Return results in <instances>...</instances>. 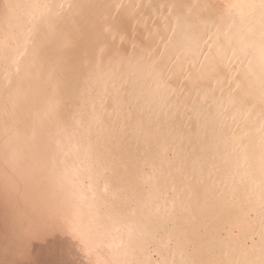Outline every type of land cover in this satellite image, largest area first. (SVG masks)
<instances>
[{
  "label": "bare ground",
  "instance_id": "6f19581e",
  "mask_svg": "<svg viewBox=\"0 0 264 264\" xmlns=\"http://www.w3.org/2000/svg\"><path fill=\"white\" fill-rule=\"evenodd\" d=\"M94 258L264 264V0H0V264Z\"/></svg>",
  "mask_w": 264,
  "mask_h": 264
},
{
  "label": "rangeland",
  "instance_id": "374dc122",
  "mask_svg": "<svg viewBox=\"0 0 264 264\" xmlns=\"http://www.w3.org/2000/svg\"><path fill=\"white\" fill-rule=\"evenodd\" d=\"M87 231H88V229H87ZM87 231H86V232H87ZM82 235H84V234L82 233V234H81V237H82ZM85 236H86V235H85ZM85 239H86V238H85ZM90 239H91V238H87V239H86V243H87V244L89 243ZM87 241H88V242H87ZM84 243H85V242H84ZM79 244L81 245V244H83V242L81 243V241H80ZM78 247H79V245L77 244V247H76V248H78ZM94 260H96V261H93V262L90 261L91 263H90L89 261H85L84 264H101V263H102V264H104V263H105V264H107V263H110V264H111V262H112V261H108V262L106 261V262H103V261H100V259L98 260V258H94ZM97 260H98V261H97ZM99 261H100V262H99ZM75 262H76L75 264H77V263H78V264H81V263L83 264V261H82V262H80V261H75ZM86 262H88V263H86ZM97 262H98V263H97Z\"/></svg>",
  "mask_w": 264,
  "mask_h": 264
}]
</instances>
